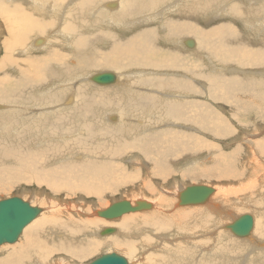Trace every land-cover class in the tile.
I'll list each match as a JSON object with an SVG mask.
<instances>
[{
  "label": "bare ground",
  "instance_id": "6f19581e",
  "mask_svg": "<svg viewBox=\"0 0 264 264\" xmlns=\"http://www.w3.org/2000/svg\"><path fill=\"white\" fill-rule=\"evenodd\" d=\"M160 9H171L168 17L161 18V24L142 28L126 39L116 38V35L108 30L109 26L124 30L137 23H152L160 18L156 14ZM208 11L212 17L207 23L216 22L209 29L200 25L203 15ZM236 20L246 24V34L252 40L251 45L238 26L232 25ZM161 25L167 29L166 32H158L162 31ZM157 34L162 35L164 41L172 45L169 52L159 51L157 45L162 39L158 38ZM192 37L196 38L197 45ZM187 40H192V47L185 45ZM0 45V102L7 103L9 107L14 102L21 106L26 101L25 96L35 98L30 105L36 106V110L24 109L25 112H29L31 117H34V112L44 111L48 114L42 119L32 120L28 127L43 126V133L53 136L56 140L55 143L43 140L45 148L40 150L27 140L14 139L11 136L0 137V180L21 178L34 171L36 174L45 171L53 178L58 177L59 171L65 168L68 173L59 177V187L71 193L77 192V189L84 193L96 191L95 187L87 185L88 176L101 180L107 175L110 161L121 155L119 139L114 137L113 141L99 145L84 158L89 149L86 140H82L81 133L75 129H90L88 119L92 117L100 125H104L108 120H115L118 110L139 105L137 96L145 89L136 87L135 90L133 87H127L126 80L116 72L115 84L101 85L99 87L104 89L99 91H102L105 101L109 99V91L112 88L121 92L111 97L108 109L92 114L89 103L97 90L83 88L78 92H71V73L75 65L96 67L92 59L99 55L104 57V65H116L126 61L131 68H136L134 74L137 80L133 83L138 84L137 86H147L146 83L151 80L155 82L147 86V89L153 92L144 96L142 104L154 109L161 118V123L172 125L164 127L170 135V141L164 146H153L162 158H151L150 143L161 136L160 132L143 136L140 138L142 140L139 152L151 163L147 164L140 155L129 160L132 166L141 167V170L144 168L149 173L151 171L152 176L159 178L168 174V156L181 146L182 140H186L187 147L194 152L212 150L214 153L215 144L203 135L232 136L234 128L231 123L228 125L229 120L219 115V112L209 110L206 102L200 99L204 95L217 103L234 104V113H230V118H239L237 110L244 111L243 105L248 104L249 109L257 108L260 113V118L254 121L255 124L264 119V0H0ZM180 45L183 47L182 52L177 50ZM41 50L44 53L30 54ZM212 53L222 58L234 59L239 66H242L240 63L245 60L253 75L247 76L243 83L231 80L229 85L226 84L227 80H221V73L208 75L206 67H200V64ZM73 58L77 61L70 67L69 60ZM126 66L123 73H126ZM150 72L154 73L156 78L145 79L138 76L148 75ZM165 72L173 78L169 79V87H160L163 80L158 77H162ZM95 73H91L86 80ZM118 85L123 87H117ZM233 86H241L239 92L247 99L240 101L242 96L237 94L238 87ZM162 90L170 93H163ZM59 96L64 97V106L72 104L75 100L76 110L52 112V106L48 104L57 103ZM240 104L241 107L238 108ZM4 108L0 105V109ZM53 124L65 127L76 125L77 128L63 131ZM137 126L135 127L139 132L143 131V127L141 129ZM258 130L260 129L256 132ZM249 132L243 147L244 155L251 160L247 161L249 163H246L244 168L250 166L247 169L250 174L255 171L250 187H245L242 191H228L215 186L218 191L213 187L214 192L196 209L183 208L197 206L178 207L177 201L169 207L164 200L157 202L142 197L139 199L151 203L152 211L155 209V212L149 210L125 214L114 224V221L110 220L97 223L98 220L93 216L97 209L90 217H82L71 212L69 203L64 205L66 209L61 210L56 206H37L41 212L24 227L18 241L0 245V264H77L75 260L85 259L95 253V249L104 251L101 255L110 254V250L128 251L130 255L140 250V253L144 252L143 256L138 257L135 262L140 261L141 264H264V210L260 211L261 213L255 210L258 216L263 214L261 217L257 216V219L255 213L250 214L253 217V227L250 234L244 238H235L233 235L232 238L231 232L224 230L226 224L217 225L238 210L236 205H242L244 208L246 205L250 206L247 197L231 201L226 192L251 196L257 191V185L261 187L262 182L254 181L264 177V165L258 168L256 164L264 161L261 156L264 154V137H257L252 128ZM76 137H80V140L75 141ZM233 153L232 158L235 154ZM216 155V162L214 160L212 166L207 169H215L222 174L234 173L238 179L241 174L236 171L238 169H234L231 156L227 157L228 155L223 153ZM72 161L79 163L68 167ZM183 188L184 185L179 189H176L174 183L171 185L175 198ZM155 192L157 194L160 191ZM155 192L149 188L143 193L151 195ZM143 193L140 196H143ZM159 195L158 193L160 198ZM119 200L126 199L113 202ZM238 217L239 215L235 219ZM112 224L116 227L109 226ZM106 228H112L113 232L102 234ZM169 229L175 232L173 236L178 237L187 229L190 233L176 242H164ZM155 230L162 233L158 236ZM212 230L213 234L206 235ZM141 235L142 239L152 245L141 244ZM152 236L156 239L152 240ZM148 247L158 249L146 255L152 249L145 251ZM126 259L128 264H135L129 258Z\"/></svg>",
  "mask_w": 264,
  "mask_h": 264
},
{
  "label": "rangeland",
  "instance_id": "374dc122",
  "mask_svg": "<svg viewBox=\"0 0 264 264\" xmlns=\"http://www.w3.org/2000/svg\"><path fill=\"white\" fill-rule=\"evenodd\" d=\"M158 13H161V14H158ZM170 13H171V9H160L159 11L156 12L158 17L160 18L156 19L152 23H137L134 25H130L127 28H124V30L119 27L109 26L108 30L114 33L116 35V38H120L121 40H123V39L130 37L132 33L137 32L138 30L142 28H145L147 26H152L153 24L157 25V23L161 24V18L168 17ZM211 17H212V14L210 13V11L205 13L202 17L203 20L200 21V25L203 28H207V29L213 27L216 24V22L207 23V21H209ZM236 21L238 23L235 22V24H232V25L238 26V28L245 34L244 36L247 37V39L249 40V45H251L252 40L246 34V27H247L246 24H243L240 20H236ZM166 30L167 29L162 26V31L159 30L158 32L162 33V32H166ZM156 33H157V30H156ZM159 37L160 39L164 41V38L162 37V35L160 36L158 35V38ZM98 38L100 37L98 36ZM192 39H194L197 45L196 38L192 37ZM64 40L65 38L63 39V42ZM162 40L158 42V45L156 43V45L159 47V51L169 52L171 50L172 45L168 44V42H165V41L164 43ZM97 41L99 40L97 39ZM62 44L64 45V43ZM177 48L176 49L179 52H182L183 47L181 45ZM40 53H44V51L43 50L34 51V52H31L30 54L39 55ZM1 55H2V51L0 50V56ZM160 56L162 55L160 54ZM216 58H218L219 60ZM76 61L77 60L75 58L70 59L69 60L70 67L74 66L73 63ZM221 61H225V62H221ZM103 62H104V57L99 55L92 59V63L96 64V67H93L91 65H85V66L75 65L73 68V73H71L73 75L72 76L73 83L70 86L71 92L73 90L74 92H78L79 90L83 88H91V89L97 90L89 103L92 114L108 109L109 100L111 99V97L113 95L119 94L121 91L117 90L116 88H112L109 91V99L105 101V97L102 94V91H99L104 88H100L99 86L101 85L93 83L92 81H90V79L86 80L87 77L91 75V73H95V72L99 73L102 71H110L113 73L118 72L120 73L121 78L123 80H126L127 83L125 85H127V87H133L135 90H136V87H143L145 89H143V91L140 92L137 96L139 105L134 106L132 108H128V109L118 110L115 120L113 121L108 120L106 121L104 125H100L94 120V117H92L91 119H88V122L91 124L90 129L88 130L75 129V131L81 133V139L86 140V146L89 149L88 154L84 158H87L99 145H102L110 140L113 141L114 137L119 139L120 148L122 149L121 155L120 157L110 161L107 175L101 180H98L92 176H88L87 185L95 187L96 191L84 193L77 189V192L71 193V192L65 191L62 187H59L58 186L59 177L66 175L68 173L67 169L62 168L59 171V176L53 177V178L48 176L45 171L43 172L40 171L39 174H36L35 173L36 171H34V173L33 172L28 173L27 175L22 176L21 178L10 177L7 180L6 178L1 179L0 180V199H6L11 196H19L31 202L32 206H40V207L56 206L57 208H59V210L64 209V208L66 209V206L64 205L66 203H69L71 205L70 207H71L72 213L78 214L82 217H90L91 215H93L92 212L94 210L96 209L97 211L102 210L108 207L109 204L111 205L113 201L118 200V199H126L128 201L130 200V202L133 203L132 201H134L135 199L145 197V198H148L149 200L157 201V202L164 200V203L170 207L174 201L175 202L177 201V198H175L176 196L174 197V195L172 194L173 191H171V185L173 183L176 185V189L183 187V185L184 187L186 185L188 186L189 184L190 185L191 184L192 185L203 184V185H207V186L209 185L212 187L220 186L223 189H227L228 191H230L231 189H233L234 191L237 189H240L242 191L245 187L247 188L250 187L251 181L254 179L252 178V175L255 174V171H252L250 174L249 173L250 170H247L250 168V166L246 165L247 167L244 168V165L246 163H249L247 161L250 160V157L248 158V156L244 155L245 149L243 147V143L244 141L247 140V136L249 135L250 133L249 131L251 130V128L255 130V132L257 131V129H260L258 130V132H256L257 137H259L260 135L264 137V119L261 118L262 120H259L260 122L258 124H255V122L260 118V113L257 111V108L251 110L249 109L248 104L246 106L243 105L244 111L241 109H238L237 111L239 112V118L233 119V118H230V113L235 107L234 104L227 105L224 102H221L222 104L217 103L215 101L208 99L207 97L205 98V95L201 97L200 99L206 102L207 108L209 110H213L216 113L219 112L218 113L219 115H222L225 119L229 120L228 125L231 123L230 125L234 128L233 130L234 135L233 134L232 136L228 135L227 137L222 134H216L210 137L203 135L205 139L210 140L215 144L216 149L214 153L212 152V150L211 151L203 150L200 153L194 152L187 147L186 140H182L181 146L174 149L168 156L169 168H170L168 174L162 177L160 176L158 178L156 176H152L151 171H150L151 173L150 174L149 172H146L144 168H142L143 170H141V167L136 168L134 165L132 166L131 161H129L130 159L132 160L135 156L140 155L142 159L145 160V162L147 161V164L151 163L149 160H146V157L139 152V147L141 145L140 140H142L140 138L143 136H148L150 135V133L152 134L153 132L154 134L160 132L161 136L155 141H152L150 143L151 148L149 151V156L151 158H158V159L162 158V155L159 153H156L155 149H153V146H155L156 148L160 146H164L170 141V135L165 131L164 127L169 126L171 124L165 125L164 123H161L162 120L157 115V113H155L154 109H151L142 104L144 96L147 95L148 92H153L147 89L148 88L147 86L152 85L155 82L151 80V82L146 83L147 86H140V85L137 86L138 84L133 83L134 80H137V76L134 74L136 68H131L126 61H121L116 65H104ZM240 65L242 66L237 65L234 59L232 60L228 58H222V56L215 55L212 53L211 55L207 57V59L203 60V63L200 64V67L205 66L207 69L208 75L214 72L221 73L223 75L221 80H227L226 84L229 85L232 82L231 80H237L240 83H243L245 80H247L246 79L248 78L247 76L250 77L251 75H253L251 73V69L247 67V63L245 60L243 63H240ZM125 66H126V73H123ZM243 66L244 68L246 67L247 68L244 69ZM216 67L218 69H216ZM238 74L239 75L241 74V75L239 76ZM138 76L143 77L145 79L156 78L154 77L156 75L151 72L148 73V75L146 74V75H138ZM161 76L162 77H158L159 79L162 78L163 80V83H161L160 87H169L168 86L169 79L173 77L169 76V74H166V72L162 74ZM238 78H240V80ZM117 87H123V86L118 85ZM233 87H238L237 94L238 96L240 95L239 97L242 96L240 101L247 99L245 98L243 94L239 92L241 89V86H233ZM162 91H164L163 93H170L169 91H166V90H162ZM227 95H230V94H227ZM162 98L164 99V97ZM24 99L26 101L21 106H19V104H17L16 102H14L11 104L12 106L9 107L7 103L0 102V105H3L5 107L4 109H0V118H1L0 137L11 136L14 139L27 140L30 143L36 145L38 149L43 150L45 148V144L42 141L46 139L49 143L51 142L55 143L56 142L55 138L53 136L45 135L42 131L43 126L38 127V128H32L28 126L32 120H35L38 118L42 119V117L46 116L48 112H44V111L34 112L35 114L34 117H31L29 115V112H25V110H36L37 108L36 106L30 105L31 104L30 102H34L35 98H32L30 96H25ZM63 99H64L63 96H59L57 99L58 101L57 103L48 104L52 106L51 107L52 112L60 113V112H65V111H75L76 110L75 100L72 104L64 106ZM218 102L220 101L218 100ZM222 107L224 108L223 110H222ZM240 107H241V104L238 106V108ZM250 112L251 113L253 112V113L251 114ZM232 113H234V111ZM142 124H145L147 126L145 127ZM53 125H56L60 130H63V131H68L72 127L77 128L76 125L67 126V127L62 126L60 124H53ZM140 125L141 127H139ZM135 126L141 129L143 127V131L139 132ZM114 132H116L117 134ZM71 134L72 133H69V135ZM78 140H80V137L75 138V141H78ZM233 151L235 154L233 153ZM215 153L216 154L223 153V155L225 156L228 155L227 157H230L232 153L234 154L233 158L231 156V158L234 161L233 162L234 169H238L236 171L241 174L238 179L234 173L222 174L215 169H207L208 167L212 166L214 160L216 162L217 155ZM261 156L262 158H264V154ZM76 163H79V162L72 161L68 164V167ZM256 164H258V168H259L262 165H264V161L261 160L257 162ZM259 181L262 182L263 185L261 184L260 185L261 187L257 185L256 186L257 189H255L257 191L254 190L255 193L251 194V196L248 194H241L238 192H234L232 195L230 194V192H226L227 197L230 198L231 201L242 200L243 197H247V200L250 201L248 204L252 206L250 207L249 205H246L244 208L241 205L243 207L242 208L240 205H236L237 207L236 209L238 210H235L234 214L230 216L231 218L226 217L228 219H224L220 221L219 223H217L218 226L223 225V224H228L232 220H234L237 215L240 216V214L242 215L245 213H249V214L255 213L256 215L255 214L254 215L257 219V216H258L257 212H260V211L262 212L264 210V187H263L264 177L258 178L254 182L258 183ZM149 188L153 189L154 192L155 190L160 191V192H157V194L156 192L155 194L151 193V195L153 196H151L148 193L144 194L143 192H147ZM217 191H218V188H217ZM142 193H143V196H140V194ZM158 193L161 195V196L159 195L160 198L158 197ZM253 203H255L256 205H254ZM198 206L199 205H197V207H186L183 209H188V208L196 209L198 208ZM152 210L153 208L150 209V211ZM177 210H181V209H177ZM253 210L254 212H252ZM255 210L257 212H255ZM146 211L149 212V210H145V212ZM155 211L156 210L154 209L152 213ZM262 215L263 214H261L258 217H261ZM93 216L95 217L94 218L95 220H98L97 223H99L101 220H105L97 216L96 213ZM120 218L118 219L120 220ZM118 219H116L117 221L116 220H110V221L112 222L114 221L113 222L114 224L119 221ZM137 220H140V219H137ZM105 222H108V221H105ZM113 224L109 226L112 228L116 227V225H113ZM221 230L222 229L219 228L220 232H222ZM224 230L227 231L226 229ZM154 232L156 234L158 233V236L160 235V233H162L161 231L156 232V230ZM213 232L214 230H212L210 233H207L206 235L213 234ZM189 233H190V230L187 229L186 232L182 231V233H180V235L181 234L182 235L181 236L179 235L180 237H178V236H173L175 232L173 233V231L169 229L168 233H166L168 237L163 240L164 242H170V241L176 242L177 240H179L180 238H183L184 236H186V234H189ZM230 235L232 236L233 234L230 233ZM142 236L143 235H141L139 239H142ZM233 236L232 238L235 237ZM152 238H153L152 240L156 239V237L154 236H152ZM168 238H171V240H168ZM224 238L226 237L224 236ZM150 243L151 242L142 239L141 244L152 245V243L151 244ZM4 244H8V243H4ZM151 248L152 247H148L146 248L145 251ZM157 249L152 248L150 251L147 252L146 255L156 252ZM139 251L140 250L138 251L136 250V253H138ZM109 252L110 253L114 252L126 258H129L135 264H141L140 261L138 263L135 261H137L136 259L138 257H142L144 253V252L143 253L139 252L140 254L138 253V255L136 253L130 255V253H127L128 251L110 250ZM102 253H104V251L95 249V253L87 256L83 260H75V262L77 264H87L93 259H95L96 257H98L99 255H101ZM59 254L61 253H58V255Z\"/></svg>",
  "mask_w": 264,
  "mask_h": 264
},
{
  "label": "water",
  "instance_id": "95a60500",
  "mask_svg": "<svg viewBox=\"0 0 264 264\" xmlns=\"http://www.w3.org/2000/svg\"><path fill=\"white\" fill-rule=\"evenodd\" d=\"M185 45L188 48L192 47V40H187ZM115 78L113 72L105 71L95 73L90 77V80L99 85H111L115 84ZM213 192V187L203 184L185 186L177 194L176 205L178 207L202 205ZM151 208V203L146 200L139 199L134 203L128 200H119L96 213L97 216L105 220H115L125 214L142 212ZM40 212V208L32 206L29 201L19 196L0 199V245L16 242L24 227L34 220ZM252 227L253 217L250 214L241 215L225 225V229L238 238L248 236ZM111 232H113L112 228H106L102 234L106 235ZM89 264H128V261L124 256L113 252L103 254Z\"/></svg>",
  "mask_w": 264,
  "mask_h": 264
}]
</instances>
